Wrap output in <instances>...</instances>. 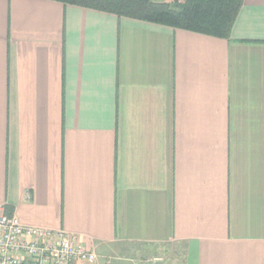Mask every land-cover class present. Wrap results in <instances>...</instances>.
<instances>
[{"label":"crops","instance_id":"0c3cea01","mask_svg":"<svg viewBox=\"0 0 264 264\" xmlns=\"http://www.w3.org/2000/svg\"><path fill=\"white\" fill-rule=\"evenodd\" d=\"M0 206L96 264H264V0L228 39L0 0Z\"/></svg>","mask_w":264,"mask_h":264},{"label":"trees","instance_id":"16d2710c","mask_svg":"<svg viewBox=\"0 0 264 264\" xmlns=\"http://www.w3.org/2000/svg\"><path fill=\"white\" fill-rule=\"evenodd\" d=\"M117 17L228 39L243 0H53Z\"/></svg>","mask_w":264,"mask_h":264},{"label":"built area","instance_id":"2783aa9c","mask_svg":"<svg viewBox=\"0 0 264 264\" xmlns=\"http://www.w3.org/2000/svg\"><path fill=\"white\" fill-rule=\"evenodd\" d=\"M97 259L75 234L22 224L0 206V264H96Z\"/></svg>","mask_w":264,"mask_h":264},{"label":"rangeland","instance_id":"374dc122","mask_svg":"<svg viewBox=\"0 0 264 264\" xmlns=\"http://www.w3.org/2000/svg\"><path fill=\"white\" fill-rule=\"evenodd\" d=\"M161 253H159V254H152V255H156V256H153V257H161L163 260H164V258L166 259H170L172 256H170V254L168 253V252H163V251H160ZM151 255V256H152ZM108 263H110V264H114L115 263V261L114 260H112V259H109V262Z\"/></svg>","mask_w":264,"mask_h":264}]
</instances>
